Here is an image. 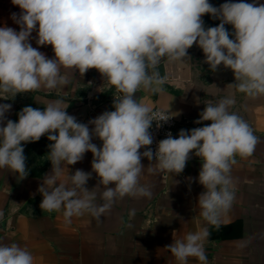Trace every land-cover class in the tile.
Here are the masks:
<instances>
[{"label":"clouds","instance_id":"obj_1","mask_svg":"<svg viewBox=\"0 0 264 264\" xmlns=\"http://www.w3.org/2000/svg\"><path fill=\"white\" fill-rule=\"evenodd\" d=\"M12 3L21 9L18 17L15 13L11 17L20 31L0 27V97L29 93L42 86L56 89L67 83L62 67L82 75L96 69L121 96H114L113 111H105L88 124L69 115L60 99L48 103L43 111L26 106L18 113V122L7 120L5 124L11 105L0 104V168L25 175L23 145L47 134L52 142L48 153L52 171L38 189L43 197L40 208L63 209L65 221L71 223L73 216L85 212L100 220L125 196L151 198V189L140 183L145 170L142 158L155 160L146 168L149 172L180 174L194 152L202 161L197 179L205 189L198 197L200 215L216 224L219 212L230 207L236 196L230 175L236 155L255 152L264 137L248 119L230 111L236 101L234 96H226L204 103L196 123L210 124L182 129L178 137L169 134L154 154L149 147L153 143L149 130L154 121L159 126L171 118L168 113L152 111L135 94L141 87L162 90L159 86L165 78L155 71L161 59L187 63L188 50L194 44L202 49L212 70L220 65L233 70L242 81L238 85L241 92L264 94V3L228 0L219 8L210 0ZM206 14L219 19L220 24L206 28L202 20ZM226 24L233 26L234 39ZM37 25V43L51 45L55 59L29 42ZM93 137L102 141V147L92 143ZM142 148L147 150L141 153ZM87 152L93 154L92 170L99 177L91 190L86 186L91 173L83 170L61 179L64 165H75ZM98 197L101 203H96ZM134 214L132 210L130 215ZM208 235L206 228L188 232L182 238L174 237L167 249L179 264H187L189 257L207 264L204 241ZM34 262L26 248L0 242V264Z\"/></svg>","mask_w":264,"mask_h":264},{"label":"crops","instance_id":"obj_2","mask_svg":"<svg viewBox=\"0 0 264 264\" xmlns=\"http://www.w3.org/2000/svg\"><path fill=\"white\" fill-rule=\"evenodd\" d=\"M225 2L228 0H210L217 8ZM246 2L255 3V0ZM20 12L12 0H0V27L7 25L20 31V25L11 18L13 13L18 17ZM202 20L206 28L221 22L208 14ZM38 28L37 25L29 42L48 58L55 59L51 45L37 43ZM225 28L234 39L233 26L226 24ZM188 57L187 63L162 58L155 69L165 78L159 86L162 90L141 87L135 94L137 100L151 110L167 111L177 119L187 116L198 120L207 100L234 96L236 103L230 111L248 119L264 137V94L241 92L238 85L242 81L233 70L223 65L212 70L197 44L188 50ZM61 73L67 83L56 89L42 86L29 93L0 97V104L11 105L5 114V124L7 120L18 122V113L26 106L43 111L57 99L64 102L69 115L84 124L105 111L114 110V96L119 97L121 93L99 71L89 69L82 75L76 69L62 67ZM89 127L91 130L93 126ZM51 143L46 134L38 141L23 145L25 175L0 168V242L17 243L26 248L35 257L34 264H179L167 247L174 242V237L179 239L204 228L209 233L204 241L207 264H264V139L255 152L236 155L230 173L236 196L230 207L219 212L216 224L200 215L198 197L205 189L197 179L202 161L194 152L180 174L149 172L146 168L155 161L142 158L145 170L140 183L151 189V198L125 196L117 199L100 220L85 212L73 216L71 223H67L63 209L40 208L43 197L38 189L44 176L52 171L48 155ZM92 143L102 147L99 138L93 137ZM146 150L140 149L141 153ZM93 158L87 152L75 165H64L61 179L80 169L91 173L86 186L89 190L95 188L99 177L92 170ZM101 202L98 197L96 203ZM132 210L134 215H130ZM187 264L200 262L189 257Z\"/></svg>","mask_w":264,"mask_h":264},{"label":"built area","instance_id":"obj_3","mask_svg":"<svg viewBox=\"0 0 264 264\" xmlns=\"http://www.w3.org/2000/svg\"><path fill=\"white\" fill-rule=\"evenodd\" d=\"M152 111L168 113L169 117L171 118L167 122H160L159 126L157 125V122L154 121L149 130L153 138V143L149 147L151 148L154 154L158 149L159 142L162 139H165L169 134H171L173 137H178L179 132L182 129L191 130L193 128L203 126L202 124H197L196 123L197 120L192 119L187 116L181 119H177L173 115H171L169 112L158 109V108L153 109ZM192 158H193L192 156L189 157V159H192Z\"/></svg>","mask_w":264,"mask_h":264},{"label":"water","instance_id":"obj_4","mask_svg":"<svg viewBox=\"0 0 264 264\" xmlns=\"http://www.w3.org/2000/svg\"><path fill=\"white\" fill-rule=\"evenodd\" d=\"M166 65L169 66V62H168V61H167ZM162 68H163V67H160V69H162Z\"/></svg>","mask_w":264,"mask_h":264}]
</instances>
